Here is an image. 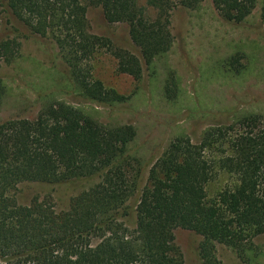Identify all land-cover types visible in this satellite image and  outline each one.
Here are the masks:
<instances>
[{
  "label": "trees",
  "instance_id": "1",
  "mask_svg": "<svg viewBox=\"0 0 264 264\" xmlns=\"http://www.w3.org/2000/svg\"><path fill=\"white\" fill-rule=\"evenodd\" d=\"M202 2L0 0V7L32 33L53 37L86 98L113 104L131 95L108 88L85 61L107 48L118 60V72L136 80L142 78V62L130 49L92 33L88 8L101 7L109 23H127L133 45L150 65L174 42L172 11L196 9ZM212 2L225 20L241 23L260 0ZM261 19L264 23V0ZM19 50L18 40L2 41L0 65L12 63ZM6 92L0 78V109ZM135 137L133 125L102 123L63 101L45 104L34 119L0 122V264H184L176 228L203 237L198 247L202 264H223L218 244L247 260L255 238L264 235V116L251 113L210 126L198 141L177 136L151 166L142 188L141 170L127 156ZM94 175L100 181L73 197L67 210L58 211L38 196L20 204L15 196L22 182L58 184ZM222 179L209 196L208 185ZM136 193L135 227L130 228L128 201Z\"/></svg>",
  "mask_w": 264,
  "mask_h": 264
},
{
  "label": "rangeland",
  "instance_id": "2",
  "mask_svg": "<svg viewBox=\"0 0 264 264\" xmlns=\"http://www.w3.org/2000/svg\"><path fill=\"white\" fill-rule=\"evenodd\" d=\"M261 1L241 23L225 20L212 0H203L196 9L176 7L170 26L174 42L150 65L144 63L133 45L127 23H109L101 7L90 6L87 12L90 31L110 38L117 47L130 49L142 62L144 72L136 80L118 72V60L107 48L85 61L92 75L108 88L131 95L127 101L113 104L86 98L73 82L53 37L32 33L6 6H1L0 43L16 39L20 50L12 63L0 65V78L7 88L0 122L34 119L45 104L63 101L102 123L131 124L136 137L127 146V156L141 170L142 188L151 166L177 136L186 135L198 141L210 126L228 124L251 113L264 116ZM148 13L156 14L152 8ZM99 181V175H94L58 184L22 182L15 196L20 204H29L38 196L62 211L69 208L73 197ZM223 182V179L212 181L207 188L209 196ZM138 199L136 193L128 201L131 216L126 222L130 228L135 227ZM174 235L184 264H202L198 247L203 237L183 228H176ZM254 244L256 248L247 252V260L223 244L217 245V257L223 264H264V235L255 238Z\"/></svg>",
  "mask_w": 264,
  "mask_h": 264
}]
</instances>
